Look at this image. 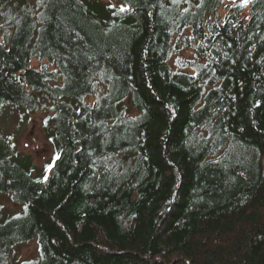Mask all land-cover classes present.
<instances>
[{
    "label": "trees",
    "instance_id": "obj_1",
    "mask_svg": "<svg viewBox=\"0 0 264 264\" xmlns=\"http://www.w3.org/2000/svg\"><path fill=\"white\" fill-rule=\"evenodd\" d=\"M0 264H264V0H0Z\"/></svg>",
    "mask_w": 264,
    "mask_h": 264
},
{
    "label": "rangeland",
    "instance_id": "obj_2",
    "mask_svg": "<svg viewBox=\"0 0 264 264\" xmlns=\"http://www.w3.org/2000/svg\"><path fill=\"white\" fill-rule=\"evenodd\" d=\"M110 2V0H101ZM42 114L31 115L24 118L17 110L11 111L2 118L3 124L8 128L10 135L15 134L17 149L31 155L38 167H44L53 157L50 144L46 141L43 133ZM36 244L32 243L23 248L21 257L27 258L35 250Z\"/></svg>",
    "mask_w": 264,
    "mask_h": 264
},
{
    "label": "snow or ice",
    "instance_id": "obj_3",
    "mask_svg": "<svg viewBox=\"0 0 264 264\" xmlns=\"http://www.w3.org/2000/svg\"><path fill=\"white\" fill-rule=\"evenodd\" d=\"M243 2L246 4L248 2V0H243ZM111 6V5H110ZM114 7V6H111ZM125 9L123 7H121L120 11H124Z\"/></svg>",
    "mask_w": 264,
    "mask_h": 264
}]
</instances>
